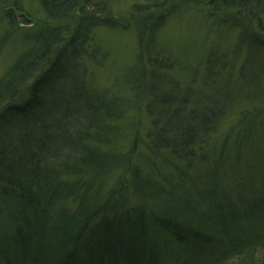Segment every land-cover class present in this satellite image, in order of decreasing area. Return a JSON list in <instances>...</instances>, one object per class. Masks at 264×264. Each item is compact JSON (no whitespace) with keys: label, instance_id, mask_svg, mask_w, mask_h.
<instances>
[{"label":"trees","instance_id":"obj_1","mask_svg":"<svg viewBox=\"0 0 264 264\" xmlns=\"http://www.w3.org/2000/svg\"><path fill=\"white\" fill-rule=\"evenodd\" d=\"M39 1L46 18L65 27L25 34L27 46L0 77V264H264V133L255 134L256 121L243 111L233 125L246 132L241 142L218 137L225 102L192 86L181 95L161 91L147 78L146 43L175 0H132L137 62L107 91L87 84L78 57L103 60L92 33L121 22L92 0ZM9 2L17 1L0 0V14ZM213 4L244 23L250 45L264 46L257 42L264 37L262 0ZM258 57L244 56L243 70L250 69L240 78L262 98ZM162 60L160 69L169 68ZM121 78L131 84L129 98ZM143 103L152 116L149 146L162 159L157 165L155 157L152 172L132 160L136 141L125 153L112 146L118 121L132 117L128 107ZM231 159L238 166L226 174ZM5 215L10 223L1 222Z\"/></svg>","mask_w":264,"mask_h":264},{"label":"rangeland","instance_id":"obj_2","mask_svg":"<svg viewBox=\"0 0 264 264\" xmlns=\"http://www.w3.org/2000/svg\"><path fill=\"white\" fill-rule=\"evenodd\" d=\"M16 1L15 5L9 2L8 8L2 10L3 13L0 14V77L12 64L20 47L23 49L27 46V40H24L25 34L48 25L49 27L59 26L58 24L61 23L60 26L65 27L63 21L51 22L46 18L39 0ZM90 2V5L95 4L100 7L103 5V11L112 14L115 20L121 22V25L114 29L95 28L90 44L98 48V52L101 51L107 56L101 61H93L88 54H79L78 63L84 69L82 74L87 84L91 85L90 87L102 91L116 90L117 86H113L115 76L120 74L124 76L125 70L134 65L138 58L133 2L132 0H92ZM90 5L86 9L92 12L94 9L89 8ZM228 12L230 13L229 10H224L219 13L213 0H175L168 8V14L157 32L156 39L146 43L144 60L147 63V71L150 73L147 78L152 77L156 89L167 92H174L173 89H175L181 95L187 87L192 86L195 90L201 89L205 98L211 94L209 97L211 102L217 100L220 104L225 102L226 115L217 124L219 129L216 135L230 139L236 138L241 142L246 132L234 130L233 125L239 121V115L243 111L248 113L249 120L256 121L254 126L258 132L255 134L264 133V96L256 98L257 96L252 91L250 93L242 84L243 79L240 78L242 73L250 69L243 70L244 56L254 54L255 51V54L259 55L256 58L257 62L263 65L264 46L250 45V40L247 41V39H251V31L246 32L243 22L233 21L237 18L232 14L228 19L226 17L229 15ZM9 13L10 16H8ZM262 18L264 20V15ZM250 24L252 23L248 24L251 28ZM243 33H246V36H243ZM257 42L264 45V37H257ZM86 48L92 50V47ZM162 58L168 60L169 68L160 69V65L164 62ZM258 66L259 64L257 68ZM194 72H197V75L193 80L191 76ZM207 74H210L211 78H207ZM261 77L264 78V72ZM158 81H162L161 89ZM120 84L122 94L126 98L132 96L129 90L131 84L124 78H121ZM227 94H229L227 99L221 96ZM147 105V103L132 104L128 107L132 117H124L118 121L121 131L116 134V142L112 146H117L120 153H125L136 141L137 147L132 154V160L143 169L152 172L155 169L154 162L158 165L162 159L155 155L149 146L152 116L148 114ZM256 107L262 110L259 120H257L259 117L255 119L253 117L252 109ZM231 129V135H228ZM211 146L215 147V141ZM245 153L244 148L242 160H247ZM155 157L157 159L153 162ZM230 163L233 165L231 168L226 166V174L238 166L233 159ZM121 176V169L113 173L108 178L105 189L116 184ZM105 189H102V192L109 193ZM118 197L120 198L121 194H118ZM130 203L134 202L130 201ZM1 222L10 223L11 220L5 215Z\"/></svg>","mask_w":264,"mask_h":264}]
</instances>
